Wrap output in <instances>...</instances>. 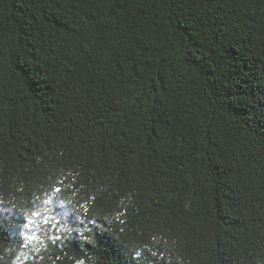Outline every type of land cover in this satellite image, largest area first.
Wrapping results in <instances>:
<instances>
[{"label":"trees","instance_id":"16d2710c","mask_svg":"<svg viewBox=\"0 0 264 264\" xmlns=\"http://www.w3.org/2000/svg\"><path fill=\"white\" fill-rule=\"evenodd\" d=\"M0 264H264V0H0Z\"/></svg>","mask_w":264,"mask_h":264},{"label":"snow or ice","instance_id":"6c2138e0","mask_svg":"<svg viewBox=\"0 0 264 264\" xmlns=\"http://www.w3.org/2000/svg\"><path fill=\"white\" fill-rule=\"evenodd\" d=\"M56 191L59 192L60 189L57 188ZM34 215H35V213H34ZM25 227H28V225L26 224ZM35 239H36V237L33 236V235H28V236H27V241H28V243H32L33 240H35ZM140 255H141V253L137 251V252L134 253V258H138Z\"/></svg>","mask_w":264,"mask_h":264}]
</instances>
